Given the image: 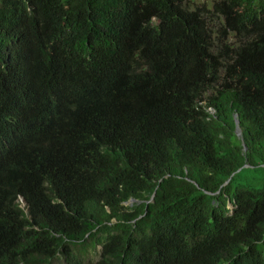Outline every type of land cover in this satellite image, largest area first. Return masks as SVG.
I'll return each mask as SVG.
<instances>
[{
	"label": "trees",
	"instance_id": "16d2710c",
	"mask_svg": "<svg viewBox=\"0 0 264 264\" xmlns=\"http://www.w3.org/2000/svg\"><path fill=\"white\" fill-rule=\"evenodd\" d=\"M245 165L264 0H0V264H264Z\"/></svg>",
	"mask_w": 264,
	"mask_h": 264
},
{
	"label": "rangeland",
	"instance_id": "374dc122",
	"mask_svg": "<svg viewBox=\"0 0 264 264\" xmlns=\"http://www.w3.org/2000/svg\"><path fill=\"white\" fill-rule=\"evenodd\" d=\"M241 171V170H240ZM235 185L242 187H253L255 189L264 188V165L261 166H249L245 165L242 172L235 180ZM100 248H98L93 257L98 258ZM53 264H64L63 259H56Z\"/></svg>",
	"mask_w": 264,
	"mask_h": 264
},
{
	"label": "water",
	"instance_id": "95a60500",
	"mask_svg": "<svg viewBox=\"0 0 264 264\" xmlns=\"http://www.w3.org/2000/svg\"><path fill=\"white\" fill-rule=\"evenodd\" d=\"M242 168H240L238 171H240ZM234 175V174H233ZM232 175V176H233ZM232 176L229 178V180L227 181V182H229L230 180H231V178H232ZM132 201H134V199L132 200Z\"/></svg>",
	"mask_w": 264,
	"mask_h": 264
}]
</instances>
